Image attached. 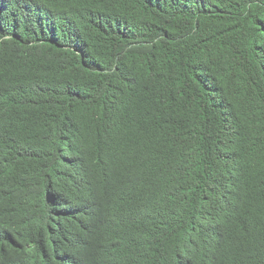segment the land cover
Listing matches in <instances>:
<instances>
[{
    "label": "trees",
    "instance_id": "1",
    "mask_svg": "<svg viewBox=\"0 0 264 264\" xmlns=\"http://www.w3.org/2000/svg\"><path fill=\"white\" fill-rule=\"evenodd\" d=\"M0 264H264V0H0Z\"/></svg>",
    "mask_w": 264,
    "mask_h": 264
}]
</instances>
